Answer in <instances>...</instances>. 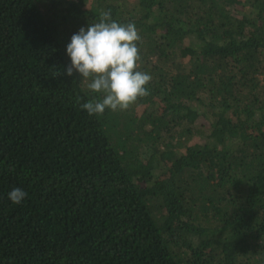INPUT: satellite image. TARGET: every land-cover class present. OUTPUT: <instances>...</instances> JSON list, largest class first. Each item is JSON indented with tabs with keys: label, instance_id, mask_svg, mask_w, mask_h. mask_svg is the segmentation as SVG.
Returning a JSON list of instances; mask_svg holds the SVG:
<instances>
[{
	"label": "trees",
	"instance_id": "1",
	"mask_svg": "<svg viewBox=\"0 0 264 264\" xmlns=\"http://www.w3.org/2000/svg\"><path fill=\"white\" fill-rule=\"evenodd\" d=\"M109 10L150 94L90 116ZM0 264H264V0H0Z\"/></svg>",
	"mask_w": 264,
	"mask_h": 264
},
{
	"label": "clouds",
	"instance_id": "2",
	"mask_svg": "<svg viewBox=\"0 0 264 264\" xmlns=\"http://www.w3.org/2000/svg\"><path fill=\"white\" fill-rule=\"evenodd\" d=\"M141 39L134 22H118L110 10L101 11L97 22L80 27L71 36L66 46L71 63L63 74H78L87 90L98 94L80 104L90 116L100 117L106 110L125 111L150 94L147 85L152 77L139 70ZM60 75L57 71L53 77ZM80 99L77 97V102ZM26 196L19 187L8 193L13 204H20Z\"/></svg>",
	"mask_w": 264,
	"mask_h": 264
}]
</instances>
